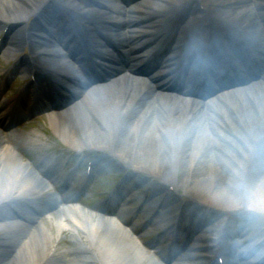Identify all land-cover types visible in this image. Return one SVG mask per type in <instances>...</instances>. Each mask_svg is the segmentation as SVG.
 <instances>
[{
    "label": "bare ground",
    "instance_id": "1",
    "mask_svg": "<svg viewBox=\"0 0 264 264\" xmlns=\"http://www.w3.org/2000/svg\"><path fill=\"white\" fill-rule=\"evenodd\" d=\"M42 1L0 0V27L3 22L26 21L38 11ZM187 1L198 4L197 11L188 15L187 26L224 25L246 35L251 40L249 44L260 46L264 0H150L147 5L151 11L158 9V18H162L161 11L165 10L173 18L174 12ZM83 13L89 22L102 24L98 22L104 19L100 11L94 14L87 8ZM21 24L16 36L8 42L7 53L12 54L29 40L34 56L43 61L50 57L42 31ZM143 91L146 90L140 85L123 82L90 94L66 114L51 118L49 130L72 153L82 148L89 152L106 151L117 156L118 165L182 190L188 199L182 208L171 211L174 203H170V198L161 205L169 208L168 221L172 212L177 213V232L185 223L181 233L191 236L192 229L187 225L198 216L209 219L214 215L205 230L194 234L196 248L192 251L201 255L194 257L191 264H221L224 254L245 263L249 260L240 256V252L254 247L257 251L250 257L261 256L264 253V91L204 111L202 107L167 97L156 104L151 100V105L141 108L147 105H142L145 98L135 100ZM25 135H21L24 137L20 144L6 145L0 136V209L9 203L17 206L25 201H42L45 194V187L18 157L20 146L40 147L44 138L36 133ZM143 197L151 196L145 192ZM191 204L207 206L212 212L203 214ZM232 211L255 221L233 224L224 219ZM51 218L54 237L39 225L29 229L17 222L0 224V263L159 264L111 222L94 220L78 209H67ZM163 224L164 233L175 232ZM63 231L72 246L62 247L59 253L56 243L62 240ZM235 237L242 245L241 250L236 247L237 252L227 244Z\"/></svg>",
    "mask_w": 264,
    "mask_h": 264
},
{
    "label": "rangeland",
    "instance_id": "2",
    "mask_svg": "<svg viewBox=\"0 0 264 264\" xmlns=\"http://www.w3.org/2000/svg\"><path fill=\"white\" fill-rule=\"evenodd\" d=\"M263 117H264V114H263ZM35 131L40 134V135H43L44 137V141H45V147H44V150H46V152H53L55 153L56 150L60 147H65L58 139L56 136H54L50 130H49V125L46 121L43 122V124H41L40 126H36L34 127ZM97 153V157H101L105 154H108L110 155L109 153H107L106 151H102V152H96ZM84 156H88L86 154H84ZM115 157V156H114ZM116 159V158H115ZM106 163V161H105ZM117 166V162L116 160H113L111 161V163H109L108 165H106V167L103 169V170H100V178L98 180V185L96 187L97 190H108L109 187L111 186H118L119 182H118V177H116L114 175V173L112 172L113 170V167ZM181 172H188V170H183ZM181 172H179V176L181 175ZM95 189V190H96ZM178 189V188H177ZM96 190V191H97ZM176 192L178 194L182 193V190H176ZM100 193V192H99ZM180 199L179 201V205L181 204V202H183L185 199L182 198V197H178ZM182 200V201H181ZM96 202H100V201H96ZM43 228L45 229V231L47 233H49L50 236L54 237V234H55V228L53 226V222L52 220L49 221V220H45V223L43 224ZM61 236H62V240L59 241L57 244V249H56V252H61L62 251V247L64 248V246L66 247H70L72 246L69 242L67 243V233L66 232H62L61 233ZM229 243V242H228ZM233 242H231V244H233ZM192 246H194V244H192ZM227 260L229 261H232V259H230V257H225ZM0 264H7V263H0Z\"/></svg>",
    "mask_w": 264,
    "mask_h": 264
},
{
    "label": "water",
    "instance_id": "3",
    "mask_svg": "<svg viewBox=\"0 0 264 264\" xmlns=\"http://www.w3.org/2000/svg\"><path fill=\"white\" fill-rule=\"evenodd\" d=\"M231 28H229V27H224V30L226 31V32H228L229 30H230ZM243 39H245V37H242ZM248 38V37H247ZM246 42H248L247 40H246Z\"/></svg>",
    "mask_w": 264,
    "mask_h": 264
}]
</instances>
